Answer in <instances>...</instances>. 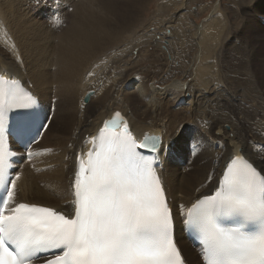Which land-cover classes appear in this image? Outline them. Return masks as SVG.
I'll list each match as a JSON object with an SVG mask.
<instances>
[{
  "label": "snow or ice",
  "instance_id": "obj_1",
  "mask_svg": "<svg viewBox=\"0 0 264 264\" xmlns=\"http://www.w3.org/2000/svg\"><path fill=\"white\" fill-rule=\"evenodd\" d=\"M46 121L36 97L0 75V264H186L176 242L177 215L203 264H264V167L229 156L216 184L209 174L201 185L209 190L197 189L190 206L180 204L174 213L161 154L180 158L189 142L177 137L166 144L147 133L138 141L115 112L85 138L84 146H92L76 156L70 210L58 211L22 202L21 174L14 171L18 156L37 155L32 145L48 130Z\"/></svg>",
  "mask_w": 264,
  "mask_h": 264
},
{
  "label": "bare ground",
  "instance_id": "obj_2",
  "mask_svg": "<svg viewBox=\"0 0 264 264\" xmlns=\"http://www.w3.org/2000/svg\"><path fill=\"white\" fill-rule=\"evenodd\" d=\"M90 1L36 0L32 4V9L38 15L30 13L35 20L27 14V8L31 3L29 0H0V75H3L5 79L18 80L22 87L29 90L38 100L40 110L47 116L48 121H51L54 113L55 95L58 97L57 110L51 121L52 123L53 120H59L58 129L51 131L50 123L48 130L44 131L38 143L32 145V149L37 155L15 168V171L21 174V179L17 183L19 199L22 202L36 203L53 207L58 211L68 212L70 210L68 186L75 170L76 156L81 151L86 153L92 146L90 143L87 146L81 145V142L88 134H94L95 132L97 134L100 128L103 127L104 121L108 120L115 112H120L124 116L131 132L138 141L142 140L147 133L149 135H161L164 141L169 139V143L177 140V137H179L180 143L189 142L190 147L185 150L180 158L170 154H161L163 163L162 178L163 174H167L166 182L169 195L172 198L178 197L173 205L174 213H178L180 204L190 206L193 198L200 194L197 189H200L201 192L209 190L208 187L201 188L202 184H206L209 174L214 173L212 185L216 184L229 156L243 155L254 162L256 166L264 167L260 164L264 155L256 154L254 144L245 137H240V132L234 120L231 119L230 124L226 123L229 124L230 128L225 131V128H223L224 123L219 125L215 119L225 121L227 120V114L210 113L207 104H204L202 98L195 95L200 86L195 88L188 85L185 89L194 97V107L189 108L190 114L184 116L192 119L194 116L201 117L209 123V129L210 127L216 128L215 133L220 134V136L210 141L208 136L204 137L197 128L187 129L183 128V125L172 128V124L175 122L174 119L178 117L177 113H155L157 100L155 95L163 92L164 88L158 89L151 82L149 84L151 86L145 89L142 82L136 77L129 81L134 73V69L131 70L129 67L117 71L115 69L114 73L111 72V64L121 57L122 51L117 45L122 41L124 31L140 20L148 5L147 0H93L86 15L80 22H77V15L89 6ZM55 16L59 17L58 24L53 22ZM76 27L79 30H75ZM121 28L122 30L119 31L118 29ZM136 28L138 29V27ZM141 28L144 27L141 26ZM194 29L197 44L201 37L213 36L212 32L203 35L201 31L197 30V25ZM197 33L200 34V37ZM146 34L151 38L150 32L146 31ZM127 36H130L129 33ZM251 53L259 80L264 86L263 66L257 62L256 51H251ZM87 63L88 66L86 67ZM108 72H111L112 76H106ZM260 74L262 75L259 76ZM203 75H199L200 80L204 79ZM102 77L106 79L105 82L108 81L107 84L109 85L108 91L103 96L100 95V99L104 96L107 97V102H104L105 105L102 107L105 113H99L100 111L98 113L87 112L83 115L84 117L79 119L75 134H72L73 137L71 138V141L79 144V146L70 150L65 160L62 161L63 154L56 156L55 159H44L50 154L47 151L48 149L44 147L64 146L67 142V129L73 123V111L75 110L79 114L83 113L93 99V97L91 98L93 91L90 90L85 93V95L91 93L87 101H84L85 95L83 96L84 103H88L90 100L88 106L83 104H80L79 108L73 106V102L76 101V96L80 91L81 85L79 86V84L83 82V84H89L88 88L91 86L96 87L95 96H97L98 91H101L100 89L105 84ZM205 77L207 78L206 75ZM234 77L238 82L245 85L250 84L252 80L251 67L238 62L235 66ZM83 84L82 88L84 87ZM172 84L174 85V83ZM125 85L130 86L128 90H133L122 91V87ZM178 87H181V85ZM87 89L85 88V91ZM52 92H55V94ZM50 93L52 94L49 96ZM210 93L206 91L205 96L210 95ZM43 95L48 97L42 98ZM131 95L140 96L141 101L146 104V109L147 107L150 108L152 113L147 114L146 122L136 121V123H131L135 119L129 121V117L127 118L124 115L126 103L123 99ZM120 97L123 101L122 104L116 102L120 100ZM148 97L149 100L147 101L146 98L148 99ZM96 102H99V100ZM117 104L120 105L118 110H108ZM196 107L203 108L207 113L192 114ZM209 113L215 119L210 120ZM181 118L184 117L181 116ZM160 119H166L164 128L160 126ZM188 122L190 120H186L184 125ZM246 128L251 132L253 130L257 132V127L254 124L246 123ZM201 135L203 136L202 142L200 141ZM44 140L45 142L42 145ZM196 143H200V147L197 149V154L194 155L189 149L195 146ZM238 145L239 148H237ZM246 147H250L251 150H246ZM205 149H209V153L200 155L199 153H204ZM208 157L213 159L210 161L207 159ZM167 165L172 166V168L167 170ZM191 170V174L188 175ZM184 201H188V203L185 204ZM180 220L181 218L177 215L175 233L177 246L180 248L185 261H188L189 264H200L196 256L197 248H191L187 231Z\"/></svg>",
  "mask_w": 264,
  "mask_h": 264
},
{
  "label": "rangeland",
  "instance_id": "obj_3",
  "mask_svg": "<svg viewBox=\"0 0 264 264\" xmlns=\"http://www.w3.org/2000/svg\"><path fill=\"white\" fill-rule=\"evenodd\" d=\"M29 1L31 2V0ZM92 1H90L89 6L85 10L77 15V22H80L86 15L92 5ZM34 2L36 0H33L27 8V14L33 19L35 18L32 15H38L32 9ZM147 3V10H144L140 20L137 22L138 24L135 23L124 31L123 42L121 41L117 45L122 51L121 57L111 64V72L113 71L114 73L115 69L117 71L118 69L129 67L131 70L134 69V73L131 75L132 78L129 81L136 77L142 82L145 89L151 86L149 85L151 82L158 89L164 88L163 92L155 95L157 97L155 113H177L178 117L174 119L175 122L172 124V128H177L181 125L187 129L197 128L204 137L208 136L210 141L220 136V134L215 133L216 128L210 127L209 129V123L205 122L201 117L197 118L194 115L193 119L185 117L190 114L189 108L194 107V97L185 89L188 85L195 88L200 86L196 90L195 95L202 98V102L207 104L206 106L210 113L227 114V120L225 121L215 119L210 113L209 119H215L219 125L224 123L223 128H225V131L229 130V124L231 119H233L240 132V137H245L251 141L255 146V153L263 156L264 150L260 146L264 145V86L259 80L251 51H256L257 62L262 64L264 69V0H147ZM140 25L144 28H141ZM194 25L195 27L197 25V30L201 31L203 35L212 32L213 36L201 37L199 40L197 39V44L195 42ZM134 27H138V29ZM75 30H79V28L76 27ZM118 30L121 31L122 28ZM130 31L133 32L131 33ZM146 31L150 32L151 38L148 37ZM128 33L129 37L127 36ZM233 35L235 37H232ZM198 36L200 37V34ZM238 62L251 67L252 80L250 84L245 85L235 80V66ZM111 72H108L106 76H112ZM200 74H204L203 80H200ZM102 78L103 82H105L106 79ZM200 81L201 84L199 85ZM107 83L108 81L102 86L101 91H98L97 96H95L96 87L91 86L88 88L89 84H83V82L79 84V86L83 84L88 89L85 91V88L80 86L79 94L76 96L73 106L75 108H79L80 104L88 106L90 100L88 103H84L83 96L90 90L93 91L91 96L93 99L83 113L79 114V112L73 111V123L67 129V142L64 146L44 147L50 150L49 156L44 159H55L56 156L63 154V161L67 158L70 150L79 146V144L71 141L75 134L77 123L87 112H104L102 107L105 105L104 102H107V97L104 96V98L100 99V95L103 96L108 91L109 85ZM180 85L181 87H178ZM129 87L125 85L122 87V91L133 90H128ZM206 91L208 93L211 92L210 95L205 96ZM55 92L52 93L55 94ZM162 93L163 95H161ZM46 97L48 96H42V98ZM55 97V109L51 121L57 110L58 97L56 95ZM139 97L131 95L123 99L126 103V105L123 103L125 105L124 115L127 118L129 117V121L133 118L135 119L131 123H136V121L146 122L147 114L152 113L150 108L147 107L146 109V104ZM97 100L99 102H96ZM146 100L148 101L149 97ZM123 101L120 97V100L116 102L122 104ZM119 108L120 105L117 104L108 110H118ZM193 113L207 112L203 108L196 107ZM181 116L184 118H181ZM165 120H159L162 128L165 126ZM186 120H190V122L184 125ZM246 123L254 124L257 127V132H254V130L251 132L246 128ZM58 127L59 120H53L51 131H56ZM254 129L256 128L254 127ZM94 134L90 133L85 138L90 139ZM85 138L81 145H84ZM44 142L45 140L42 145ZM68 142L69 144L67 145ZM164 142L168 144L169 139H165ZM246 150H251V148L246 147ZM206 153H209V149H205L204 153L201 152L199 154L203 155ZM207 159L211 161L213 158L208 157ZM168 168H172V166L167 165V170ZM191 172L192 170L189 171L188 175ZM166 175L163 174V179L167 188ZM176 198H172V206ZM184 203L187 204L188 201H184Z\"/></svg>",
  "mask_w": 264,
  "mask_h": 264
},
{
  "label": "water",
  "instance_id": "obj_4",
  "mask_svg": "<svg viewBox=\"0 0 264 264\" xmlns=\"http://www.w3.org/2000/svg\"><path fill=\"white\" fill-rule=\"evenodd\" d=\"M91 93H87L84 97V101H87Z\"/></svg>",
  "mask_w": 264,
  "mask_h": 264
}]
</instances>
